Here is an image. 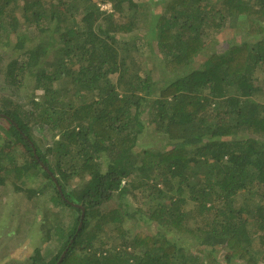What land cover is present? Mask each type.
Wrapping results in <instances>:
<instances>
[{
  "label": "trees",
  "instance_id": "16d2710c",
  "mask_svg": "<svg viewBox=\"0 0 264 264\" xmlns=\"http://www.w3.org/2000/svg\"><path fill=\"white\" fill-rule=\"evenodd\" d=\"M7 46L0 186L60 242L34 264H264V0H0Z\"/></svg>",
  "mask_w": 264,
  "mask_h": 264
},
{
  "label": "rangeland",
  "instance_id": "374dc122",
  "mask_svg": "<svg viewBox=\"0 0 264 264\" xmlns=\"http://www.w3.org/2000/svg\"><path fill=\"white\" fill-rule=\"evenodd\" d=\"M141 1V0H140ZM141 35H147L140 33ZM242 33L239 30L224 27L219 35L215 36L217 41L216 48L222 49L227 46L231 40L240 41ZM13 41H15L13 39ZM148 45L144 47V59L149 68H153L157 73V78L162 76L161 70L154 66L152 62V53L148 49ZM13 54V50L7 47H0V57L3 59L1 64L8 61ZM5 83L3 82L2 74L0 73V94L3 92ZM33 86L32 77H29L24 86L15 90L19 99L25 100L31 92ZM4 125L7 123L1 120ZM156 136L153 137L155 140ZM158 139V138H157ZM148 144V139L144 136L142 141H139L138 145ZM18 149V148H17ZM25 157L24 152L20 149L17 150V156ZM21 163V161H20ZM74 182V181H73ZM26 186H29L26 184ZM140 194L138 193V196ZM137 196V197H138ZM130 202L128 211L130 214L136 213V206L139 202L136 198H133L132 194L127 197ZM47 202L44 201V197L40 199L32 198L28 199L23 191H16L13 184L9 182L3 186H0V264H31L33 263L32 256L35 254L43 255L44 257L52 255L60 248V242L53 236L50 241H43L44 225H43V212ZM115 201L112 200L106 205H113ZM105 206V205H104ZM57 210H54L55 212ZM61 220L67 224L70 218L69 215L60 214ZM54 218V217H53ZM133 222V221H132ZM130 221L126 222V226L139 230L144 229L149 233H154L156 230L155 221H151L146 216L139 217L136 220L137 226L134 227ZM65 226V225H64ZM133 230V231H136ZM221 256V252L218 254V258ZM34 264V263H33Z\"/></svg>",
  "mask_w": 264,
  "mask_h": 264
},
{
  "label": "water",
  "instance_id": "95a60500",
  "mask_svg": "<svg viewBox=\"0 0 264 264\" xmlns=\"http://www.w3.org/2000/svg\"><path fill=\"white\" fill-rule=\"evenodd\" d=\"M45 168H46V167H45ZM46 169H47V168H46ZM54 180H55V179H54ZM57 188H58V190L61 192V188H60V186L57 185ZM81 216L83 217V213L81 214ZM65 251H66V250H65ZM65 251L62 252V254H61V256H60L58 262L61 261V259L63 258V255L65 254ZM58 262H57V263H58Z\"/></svg>",
  "mask_w": 264,
  "mask_h": 264
},
{
  "label": "built area",
  "instance_id": "2783aa9c",
  "mask_svg": "<svg viewBox=\"0 0 264 264\" xmlns=\"http://www.w3.org/2000/svg\"><path fill=\"white\" fill-rule=\"evenodd\" d=\"M101 8L110 9V8H109V5H105V4H101Z\"/></svg>",
  "mask_w": 264,
  "mask_h": 264
}]
</instances>
